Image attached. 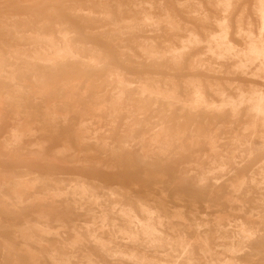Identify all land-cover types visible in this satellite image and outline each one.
<instances>
[{
	"label": "rangeland",
	"instance_id": "rangeland-1",
	"mask_svg": "<svg viewBox=\"0 0 264 264\" xmlns=\"http://www.w3.org/2000/svg\"><path fill=\"white\" fill-rule=\"evenodd\" d=\"M93 1L0 0V45L4 43L11 47H30L34 44L33 40L18 41L8 35V30H20L23 25L20 20H25L27 24L22 31L28 35L31 31V23L36 19V25L41 28V33L52 36L54 44L63 42L62 34L69 35V46L73 48L72 50L78 58L76 62L66 60L64 63L50 66L45 72H39L41 81H50L55 84L54 88L57 93L53 97L56 101L70 100L69 111L71 114L67 127H61L53 140L39 151L28 150L27 141H23L12 153L0 155V190L5 193H9V187L5 186L8 181L7 177L24 174L38 175L36 177L39 181L62 191L61 197L44 198L22 212L13 207L15 200L13 195L10 198H0V262L6 254L23 256L28 250H31L34 261L19 264H58L56 261L47 259L48 255H54L49 241L55 239L59 242L57 249L59 254L63 258L71 256L68 261H64L62 264H88L84 259L87 257H92L101 264H142L141 262H130L128 259L114 260L88 240H84L82 243H74V241L72 243V240L76 239L74 228L86 224L106 240H109L113 234L119 235L118 229L103 228L102 221L99 218L95 219V215L96 217L100 215L101 203L108 200V194L112 192L120 195L124 204L131 202L136 208L138 203L150 205L155 216L163 218L165 226L164 238H162L163 247L158 250L166 252L164 256L167 257L168 264H173L176 260L173 258L177 257L178 259V253L181 252L172 237L175 234L174 231L177 230L191 243L190 252H193L191 256L195 259L196 264H212L209 259L210 255L197 243L196 226L209 225L214 229L215 220H221L227 229H234V225L238 222L246 223L247 234L256 238L249 245V249L255 255L251 257L246 252L234 256L235 264H264V246H259L257 242L260 239L264 241V235L257 231V224L264 221V191L260 187L261 178L264 175V148L258 150L264 142L262 140L264 139V127L258 129L260 140L254 146L255 153L250 156L251 152L247 147L236 145L234 142L235 138H244L243 132L247 125L244 110H240L237 118L232 117L228 110L212 113L210 109V105H220L222 102L218 95L219 90L226 92L230 98H235L237 84H241L242 88L247 91L250 88L249 84L252 86L260 85V83L235 71L233 69L235 62L218 60L207 50L208 37L212 33L220 34L219 21L224 18L228 21V27L231 26L229 27L228 41L240 49H245L247 47L246 40L239 31L260 33V15L257 12L260 0H231L230 6L226 5L228 0H95L100 1L97 3ZM184 6L187 8H182ZM107 8H110L111 12L106 21L102 17V13ZM226 8L229 9L228 12ZM149 10L151 12L148 13ZM230 14L232 15L230 16ZM145 15L149 19L146 22ZM208 16L211 20L207 18ZM8 17L12 19L6 20ZM88 17L90 18L88 19ZM169 19L170 21H168ZM127 21L131 22L127 23ZM104 23L107 26H104ZM124 23L132 26L133 31L136 28L134 33L129 34L128 31H124L121 26ZM113 25H117L115 28L118 30ZM108 26H113V29L107 28ZM119 26L121 30H119ZM105 27L106 29H104ZM108 29L110 32L111 30L115 31L111 32L114 35L113 38ZM118 31L121 33L116 34ZM126 32H128L127 35ZM191 33L195 35L193 42L187 43ZM144 41L152 43L153 46L150 47V50L144 48ZM145 49L148 52L158 51L161 56L154 58ZM249 73L251 72L249 71ZM120 78L124 82L134 85L131 93L125 94L124 104L131 106L132 110H137L141 105L144 106L146 109L145 120L149 123L147 130L142 128L134 133L136 141L129 140L132 151L141 153L142 147L137 140L142 136L150 137L154 134L155 130L153 131V129L162 127L169 130L172 136L180 134L178 135L180 140L174 143V152L169 161L163 165H157L144 159L147 161L137 162L133 168H118L109 173L105 172L104 168H93L79 163H65L68 160L67 156H70L72 151L64 149V140L69 138L73 142L75 134L81 133L84 120L79 116V113L91 114V106L99 101L108 104L112 98V95L106 93L108 83L110 80ZM62 79L81 80V82L75 84V89L65 91L59 85V81ZM88 82L93 83L89 89L87 88ZM234 82L236 84H233ZM196 85L203 90L208 104L200 105L193 111L184 110L182 102L188 97L189 89ZM142 86H147L145 94L139 90ZM261 86L264 87V84ZM246 88L248 89L246 90ZM172 91L176 93L177 100L168 96V93ZM36 97L38 100H35ZM98 98H100L99 101H97ZM169 99H171L170 102ZM173 100L176 101L172 102ZM28 101L29 108L37 111L39 115L44 113L47 102L42 100V96L32 94ZM205 108L206 110H204ZM21 111L23 115L19 120L23 123L25 111ZM19 120H12L10 116L6 115L0 121V143L7 140L9 131L15 124L18 125ZM126 121V114H121L115 130L111 134H105V129L100 130L102 134L106 135V143L111 147L118 146ZM72 144L74 150H78L76 142L74 141ZM211 144H216L219 150L212 149ZM61 154H64L65 157L60 158ZM100 154L101 151L92 152V155L98 158ZM219 156L224 157L225 166H214L213 162L218 160ZM74 160L77 161L78 158ZM107 160H111V156ZM50 182H58V184L54 186V183ZM82 189L84 194L76 199L83 202V205L67 204L74 200L72 198L74 190L80 193ZM38 191L45 192L41 187L38 188ZM92 197L98 199L93 201ZM93 213L96 214L93 215ZM139 213L141 215L140 211ZM108 218L110 223L118 225L121 223L119 226L125 224V219L120 214L115 213L109 215ZM27 221L46 227L50 230V234L46 235L33 229L24 231L23 228ZM61 237L68 239L70 242L68 247H60ZM213 242L216 245L218 241ZM37 243L42 244L41 247L43 246L45 249L42 248L47 250L48 254L44 253ZM172 249L176 252L174 253ZM216 249L219 253L233 251L229 246H220ZM139 252L140 255L147 254V256L151 253L144 247L140 248ZM256 252H260V254H256ZM40 257L44 258L39 259ZM184 261L180 260V263L186 264ZM153 263L157 262L149 261L146 264Z\"/></svg>",
	"mask_w": 264,
	"mask_h": 264
},
{
	"label": "bare ground",
	"instance_id": "bare-ground-1",
	"mask_svg": "<svg viewBox=\"0 0 264 264\" xmlns=\"http://www.w3.org/2000/svg\"><path fill=\"white\" fill-rule=\"evenodd\" d=\"M230 1L231 0H228L227 2L225 1L227 6H230ZM95 2L97 3L100 1H95ZM78 4L80 5V3H78ZM102 4H100V5H102ZM92 5H93V3H92ZM64 6H66V5H64ZM97 6H99V5L97 4ZM186 6H188V5H186ZM104 7L106 8V6H104ZM182 8L186 9L187 7L184 6ZM76 9H77V7H76ZM80 9H82V8H80ZM222 9H223V7H222ZM228 10L229 9H227V12H228ZM102 11H103V9H102ZM110 12H111L110 8H107L106 11H103L102 17H104L106 20V18L109 17ZM112 12H114V11H112ZM149 12H151V11L149 10L148 13ZM257 12H259L258 15H260V23H261V28L259 29L260 33L255 34L252 31L243 33L242 30L239 31V33L243 34L245 37L246 41L245 40L244 41L246 42V46H247L245 49H240L239 47L234 45L232 42L228 41L229 27H231V26L228 27V21L226 18H224V20H222V21H219L220 22L219 27L221 29V32L219 31L220 34H213L212 33L208 37L209 39H208V48H207L208 53L212 54L218 60L235 62L234 66H233L234 67L233 69L235 71H237L240 74L242 73L241 75H243L244 77H249L253 80L259 81V83H260V85H252V86H250V84H249L250 88H249V90H247L248 88H246L247 91H245L242 88L241 84L240 85L237 84L236 85L237 86V88H236V93H237L236 95L237 96L235 98L234 97L230 98L229 97L230 95L228 96L226 94V92L219 90L218 95L221 98V101H222L221 104L219 103L220 105H213V106L210 105V107H211L210 109L212 110V113L215 111L221 112L222 110H228L232 117H237V118H238L237 115L240 112V110H244L245 118L247 120V125L245 126L244 132H243L244 138L243 139L235 138L234 142L236 143V145L247 147L249 149V151L251 152L250 156L253 153H255L254 146H256V143L260 140V136H259L260 132L258 131V129L260 127H264V87L261 86L264 84V0H260L258 2V11ZM131 13H133V12L131 11ZM164 15H165V12H164ZM231 15L232 14H230V16ZM120 16H121V14H120ZM128 16H131V15H128ZM135 16H136V14H135ZM84 17H85V15H84ZM145 17H146V15H145ZM154 17H155V15H154ZM89 18L90 17H88V19ZM142 18H144V17H142ZM207 18H209V16ZM10 19H12V18L11 17L6 18V20H8V21ZM133 19H134V17H133ZM152 19L154 20V18H152ZM230 19H231V17H230ZM257 19H259V18L257 17ZM146 20H149V19L146 17L145 22H146ZM121 21H123V20L121 19ZM131 21H129V22L127 21V23H130ZM168 21H170V19ZM205 21H203V22H205ZM20 22L23 24L22 28L20 30L13 29L14 31L8 30V35H10L13 39H16L18 41L33 40L34 44L30 45V47H28V46L11 47V46H8L4 43L0 45V121L2 119H4L6 115L10 116V118L12 120L18 121L20 119V116L23 115L21 110H24L25 111L24 112V122L22 123L21 120H19L18 125L15 124V126L12 127V129L8 133V136L6 138L7 140L4 143L3 142L0 143V155H7L9 153H12L13 150L18 148V146L23 141H27V144H28L27 147H28V150H30V151H35V150L39 151V150L43 149L50 141L53 140L54 136H56L59 133L61 127H67L66 125H67V122L70 120V114H71V112L69 111V109L71 107V106L69 107V105H70L69 101L70 100L65 101L64 99H61L59 101H56L53 97L54 94L57 93V90L54 88L55 84L51 83L50 81H44L43 82L39 79V77H40L39 72H41V73L45 72L46 70H48V68L50 66H53L57 63H64L66 60H70L71 62L77 61V59H78L77 55L73 52V50H72L73 48H71L69 46V35L61 33L62 36L61 35L60 36H61V39L63 42L61 44L60 43L54 44L52 36L43 35L41 33V28L38 27V25H36L37 24L36 19L31 23V26H30L31 31L28 35H25V33L22 31L23 28L25 27V25L27 24L26 21L20 20ZM114 23H116V22H114ZM127 23L126 24L124 23L123 25H121L122 28L124 29V31L125 30L128 31L129 34L134 33L136 28L133 31L134 28H132V26H130V25H127ZM142 23L144 24L143 21H142ZM172 23H173V21H172ZM205 23H207V22H205ZM111 24H113V22ZM153 24H155V23H153ZM100 25H101V23H100ZM108 25H110V24H108ZM231 25H232V23H231ZM57 26H59V25H57ZM104 26H107V24H105ZM115 26H117V25H115ZM115 26H114V28H115ZM145 26H146V24H145ZM112 27L108 26L107 28L113 29ZM149 27H151V26H149ZM104 29H106V27ZM115 29L118 30V28H115ZM157 29H159V28H157ZM119 30H121L120 26H119ZM108 32H110V30ZM111 32L114 33L115 31L111 30ZM128 32H126V35L128 34ZM93 33H94V31H93ZM105 33H106V31H105ZM117 33L119 34L121 32L118 31V32H116V34ZM108 36H110V35H108ZM111 36H112V38L114 37V35L112 33H111ZM121 36H123V35H121ZM194 36L195 35L193 33H191L189 35V39L186 42L192 43ZM44 40H45V42H44ZM194 40L196 42H199L196 39H194ZM145 41H144V48L150 50V47L153 46L152 43H148V41L147 42H145ZM179 42H181V41H179ZM41 43H42V45H41ZM44 44H47V45H44ZM171 44H173V43H171ZM148 53H149V55H151L154 58H159L161 56L158 51H150ZM149 55H148V57H149ZM169 59H173V58H169ZM177 63H178V61H177ZM179 63H178V65H179ZM176 66H177V64H176ZM179 66H181V65H179ZM174 67H173V69H175ZM176 69H177V67H176ZM249 71L251 73H249ZM188 81H190V80H188ZM80 82H81V80H74L73 81V80L62 79L59 81V85H60V87H62V90L66 91V90H70V89H75V84H78ZM233 84H236V83L234 82ZM92 85H93L92 82H88L87 88L88 89L91 88ZM133 87H134V85L124 82L121 78L118 80H110V82L108 83V86L106 88V90H107L106 93L112 95L111 101L108 104H106L104 102H100L99 101L100 98H98V100L97 99L96 100L99 102H97L95 105L91 106V114L79 113V116L84 121L82 122L81 130H80L81 133L79 132L80 134L78 133V135L75 134L76 137H74V139H73L77 144L78 150H74L75 148L72 144L74 141L72 142V140H70L69 138L65 139L64 140V147H65L64 149L72 151V154L70 156H67L68 160L65 163H67V164L79 163V164H82V165L88 166V167L104 168V171L109 173L110 171H115L118 168H124V167L133 168L135 166V163H137V162H146L147 160H150L151 162H153L157 165H163L167 161H169L170 157L172 156V154L174 152L173 151L174 150V143L180 140V138L178 137V135H180V134H176L175 136H172V135H170L169 130H167L165 128H162V127L158 128V129L155 128V129H153V131L155 130L153 135H151L150 137L142 136L141 138H139L137 140L139 145L142 147L141 153H135L134 151H132L131 146L129 145V140L136 141V139H134V133L137 130L142 129V128L147 130L149 128L148 127L149 123L146 122V120H145V114H146L145 107L141 105L137 108V110H132L131 106H126L123 102L125 94L131 93ZM146 88H147V86H142V87H140L139 90L142 94H145ZM32 94H34L36 96L37 95L42 96V100L47 102L46 106L44 108V113L42 115H39V113L37 111H35V110H33L27 106V101L31 99ZM168 96L173 98V99H176V100L178 99V97L174 91L169 92ZM98 97H99V95H98ZM159 97H160V95H159ZM165 98H166V96H165ZM35 100H38L37 97ZM170 100L171 99H169V102H170ZM176 100H173L172 102H174ZM164 102H166V101H164ZM207 104H208V101L204 95L203 90L201 88H198L196 85L194 88L189 89L188 97L182 102V107L184 108V110L193 111L198 106H200V105L203 106V105H207ZM76 108H78V107H76ZM204 110H206V108ZM121 114H126V120L127 121L124 124V127L122 129L123 135H122L121 140L118 143V146L116 148H113L109 144L106 143L107 137H106V135H104V133L102 134L100 130L105 129V134L106 133L111 134L115 130L116 125H117V120H118L119 116H121ZM232 117H231V119H232ZM262 140L264 141V139H262ZM76 144H74V145H76ZM211 147H212V149H215V151L219 150V148L216 146V144H211ZM263 148H264V142L262 144V147H259L258 150L259 151L263 150ZM96 150L101 151L99 158L92 155V152H94ZM82 152H84V153H82ZM109 156H111V160H107V158ZM59 157L63 158V157H65V155L61 154V155H59ZM75 158H78V160L77 161L74 160ZM144 159H147V160H144ZM213 164H214V166H225L226 162L224 160V157L219 156L218 160L213 162ZM31 168H33V167H31ZM38 171H40V170H38ZM258 173H259V171H258ZM257 175H259V174H257ZM33 176L30 174H24V175L16 176V177H7L8 181L6 182L5 186L9 187V193H5L3 190H0V198H10L13 195L15 197V200L13 201V207L16 210H20L22 212L23 210H26V208L29 207L30 205H32L36 202H39L44 198L61 197L62 196V191L58 190L57 188H51L45 182L39 181V179H37V177H36L38 175H33ZM261 179H262V181H261L260 187L264 191V175ZM50 183H54V186H57V184H58V182L57 183L56 182H50ZM70 183H72V182H70ZM82 186H83V184H82ZM40 187L45 190L44 193H40L38 191V188H40ZM89 187L91 188V186H89ZM77 190H74L75 192L72 195L73 196L72 198L74 200L71 202H67V204H72L74 206L83 205V202H80V200H77L76 198L78 196L81 197L84 194V190L82 189V191L80 193H77L76 192ZM89 194H91V193H89ZM92 195H94V194H92ZM108 197H109L108 200H106L103 204L101 203V210H100L99 217H96V215H95L96 213L95 214L93 213V215H95L96 220L99 218L102 221L103 228H109L112 230L118 229L119 235H117V233L116 234L112 233L113 235L110 236L109 240H106V239L100 237L99 235H97L94 231H92L91 227H89L86 224L82 227L77 226L74 228V232L76 234V236H75L76 239L72 240V243H73V241H74V243H82L84 240H88V242L93 243L94 245H96L97 247H99L103 251H105L107 256L114 258V260L117 259V260L122 261V259H128L130 262H134V263L135 262H138V263L141 262L143 264L144 262L147 263L149 261H152L155 263L157 262L156 264H158V262H159V264H168V261L166 259L167 257L164 256L166 254V252L158 250V248L163 247L162 238H164L163 237V230L165 227L163 224V218L160 216H155V213L153 212L151 206L148 204L138 203V207L136 208V207H134V205L131 202L124 204L121 200V196L116 194V193L111 192L108 194ZM246 197H247V195H246ZM70 199H71V197H70ZM91 199L93 201H96L98 198L92 197ZM259 205H261V204H259ZM73 211H75V210H73ZM139 211L141 212V215H140ZM115 213L120 214L121 217H124L125 224L123 226H119L121 223L119 225L116 223H113V222L110 223V220L108 217H109V215H112ZM241 221H242V219H241ZM196 227H197V231H196L197 232V243H199V245H201V247L206 250V253L208 255H210L209 259H210V262L212 264H235L234 256H237L241 253L248 252L251 255V257H253L255 255V254H253V251H251V249H249V245L253 241H255L256 238L253 235L247 234V231H246L247 230V224L246 223L238 222V223H236V225H234V227H233L234 229H227L226 226L223 225L221 220H215L214 224H213L214 229L210 228L209 225H205V226L197 225ZM30 229L37 230V231L44 233L46 235L50 234V230H48L46 227L38 225V224H33L32 222L27 221L23 230L29 231ZM177 231H179V230H177ZM177 231L176 232L174 231L175 234H173L172 237L174 238L175 244H177V246L181 249L180 250L181 252L178 253L179 254L178 259L176 257L177 255L175 256L176 258L172 257L173 259H176L175 261L173 260L174 261L173 264H181L180 260H185L184 262H186V264H196L195 259L191 256V254L193 252L192 253L190 252L191 243L186 238H184L181 234H179ZM257 231L259 234L264 235V221H261L260 223L257 224ZM255 235H256V233H255ZM169 238H171V236ZM213 241H218V242L215 245ZM49 242H50L49 245L52 247L51 248L52 253L54 255L53 256L48 255L47 256L48 260L56 261V262H58V264H62L64 261H68L71 258L70 255L65 256L63 258V256H61L59 254V252L57 250L59 247V242L57 240L51 239ZM60 242H61L60 247H62V248H66L70 245V242L68 241V239H66L64 237H61ZM257 242H258L259 246H264V241H262L261 239L257 240ZM41 243H42V240H41ZM93 244H92V246H93ZM37 245L41 247L42 244L37 243ZM170 246H172V245H170ZM220 246L221 247L229 246L230 248L233 249V251L228 252V253H219L217 251L216 247H220ZM142 247L147 248V250L149 249V252H151L152 254L150 253L149 256H147V254L146 255L145 254L140 255L139 251H140V248H142ZM43 248H42V250L45 249V248L44 249ZM179 248L176 247V249H179ZM174 249H175V247H174ZM174 249H172V251L175 253L176 250L174 251ZM202 251L201 252L199 251V252L202 253ZM173 252H171V253H173ZM44 253L48 254L47 250L46 251L44 250ZM169 253H170V251H169ZM256 254H260V252H256ZM85 255H86V253H85ZM193 256H195V255L193 254ZM43 258L44 257H40L39 259H43ZM84 259L87 260L86 262H88V264H101V263L95 261L92 257H87ZM205 259H206V257H205ZM32 261H34V257L31 255V250H28L26 252V254L23 256L18 255V254H6L3 257L2 262H0V264H19V263H28V262H32ZM207 263H209L208 260H207Z\"/></svg>",
	"mask_w": 264,
	"mask_h": 264
},
{
	"label": "crops",
	"instance_id": "crops-1",
	"mask_svg": "<svg viewBox=\"0 0 264 264\" xmlns=\"http://www.w3.org/2000/svg\"><path fill=\"white\" fill-rule=\"evenodd\" d=\"M10 132V131H9Z\"/></svg>",
	"mask_w": 264,
	"mask_h": 264
}]
</instances>
